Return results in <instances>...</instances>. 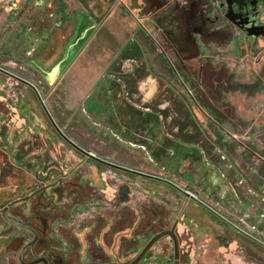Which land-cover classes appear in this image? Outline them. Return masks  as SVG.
<instances>
[{
    "label": "flooded vegetation",
    "instance_id": "1",
    "mask_svg": "<svg viewBox=\"0 0 264 264\" xmlns=\"http://www.w3.org/2000/svg\"><path fill=\"white\" fill-rule=\"evenodd\" d=\"M138 1L135 0V5ZM139 10V17L151 22L157 34V47L170 67L169 80L164 83L172 92L161 86V90L165 88L161 97L148 102L140 97L142 91L129 90L121 76L108 73L99 85L102 100H109V104L101 100L104 103L101 107L92 108L87 99L82 112L94 117L93 125L106 129L118 145L131 147L140 155L125 160L121 158L125 149L91 142L87 150L79 148L83 165L76 169L74 177H69L75 169L73 166L63 171L53 167L58 172L52 173L50 179H57V173L63 174V178L54 181L58 182L57 186L35 192L33 201L22 198L21 184L9 189L8 172L3 164L4 168L0 167V264H203L196 249L197 240L183 230L181 216L174 221L162 218L156 222L137 219L129 211L127 214L131 216H120L119 203L113 202L112 210L106 213L107 223L103 220V206L97 201L100 197L96 180L89 179L91 174L100 177L107 170L100 166L114 174L144 179L163 173L186 175L179 171L181 162L199 164L201 155L209 158L206 159L208 177L202 183L207 182L215 195L219 190L221 199L232 198L233 203L227 204L230 211L237 210V205L240 212L246 208L247 213L237 219L241 227L215 210L224 205L213 201L207 205L190 192L185 194L194 199L197 209L204 207L244 238L264 239V208L261 203L252 204L248 196L251 189L244 177L239 179L243 172L234 169L227 158L231 151L244 147L245 151H240L238 157L257 154L259 159H264V115L258 112L264 109V0H143ZM144 83L154 86L148 78ZM118 95L127 107L114 105ZM172 112L176 116L175 135L165 131V119L174 121ZM139 115L145 120H139ZM202 121L207 122L206 127L212 132L201 130ZM50 123L58 132L54 121L50 119ZM190 125L195 132H189ZM218 136L227 140L223 149L213 142L212 138ZM64 140L71 143L66 137ZM206 144L213 147L203 148ZM141 164L153 174L138 168ZM261 171L264 172V164ZM61 180L65 181L62 186ZM192 182L190 178L188 183ZM59 188L64 189L60 194L75 193L78 198L75 205L83 210L75 212L78 232L74 231L75 223L65 231L57 229L56 214L61 210L38 201L43 190L49 189L47 195H51V191ZM199 189H202L200 185ZM11 195L19 196L8 200ZM75 205L69 202L65 208L69 210L65 212L74 214ZM260 213H263L261 218ZM79 214H83L80 219ZM207 219L216 223L214 218ZM203 220L197 222L198 227L209 225L206 218ZM106 224L109 228L102 232Z\"/></svg>",
    "mask_w": 264,
    "mask_h": 264
},
{
    "label": "rangeland",
    "instance_id": "2",
    "mask_svg": "<svg viewBox=\"0 0 264 264\" xmlns=\"http://www.w3.org/2000/svg\"><path fill=\"white\" fill-rule=\"evenodd\" d=\"M23 9L24 6L20 0H0V167L4 164L7 168L5 172H8L9 189L13 190L12 187H18L21 184L22 198L33 201L35 192L42 191V188H50L51 185L57 186L58 182L54 183V181L63 178V174L57 173V179H50L52 173L58 172L54 171L53 167L63 171L62 169L73 166L75 169L69 177H74L76 169L83 165L80 159L82 152L79 148L87 150V144L91 146V142L95 141L108 144V146L114 144V147L119 149L123 147L113 141L114 138L106 129L93 125L94 117L82 112L85 100L89 97L78 96L67 86L65 78L68 64L61 67L56 80H51V73L59 60H51L56 50L48 48L34 50L24 47L22 43L24 36L22 32L20 34V26L26 23L27 17H23ZM147 25L153 30L151 22H147ZM160 84L172 92L164 82ZM164 89H160L159 96L162 95ZM97 93L98 89L92 92L89 104L90 99L96 97ZM46 111L49 113L46 114ZM173 113L171 115L174 121L169 119L164 121L165 131L170 135L176 134L173 132L176 128L174 124L176 116ZM50 119L62 133L59 130L56 132ZM138 119L145 120L141 115ZM157 120L160 121L159 118ZM206 124L207 122L201 123V130L206 133L212 132ZM188 129L189 132H195V128L191 125ZM158 135H161L160 131ZM64 137L68 138L71 143H65ZM202 147L209 150L213 146L206 144ZM216 147L224 148L219 145ZM123 149L125 151H121L122 159L126 160L136 154L140 155V152L134 151L131 147ZM138 155L137 158H139ZM142 159L145 161V156ZM206 159L209 158L201 155L199 164L189 165V160L181 162L179 171L186 175L174 176L173 173H163V176L156 174L154 178L146 179L124 173L114 174L109 168L100 166L107 170L100 177L91 174L89 179L96 180V186L99 188L100 198L97 201L103 206V220L109 223L106 220L109 218L106 213L112 210L113 202L119 203L120 216H129L130 214H127L129 211L134 213L137 219L146 218L150 219V222H156L157 219L162 218H170L174 221L181 216L183 230L188 231L190 237L197 240L196 249L203 264H264V239L255 241L244 238L233 226L221 223L217 220L218 217L204 207L197 209L193 202L194 199L185 194L188 191L196 200L207 205H211L212 201L224 205L218 209H215V205L211 207L233 224L241 227L237 219L247 213L246 208L241 209L242 213L240 206L237 205L239 210L231 209L230 211L227 204L233 203L232 198L221 199L219 190L215 195L207 182L202 183L203 178L205 177L206 180L208 177L206 176ZM71 160H73V165L70 164ZM240 163V157H237L233 166L238 168ZM124 166L129 167L127 164ZM138 168L153 174L151 171L144 170V164ZM190 178L194 181L191 184L188 183ZM259 178L263 182V187L255 186V191L251 189L248 196L252 204L261 203L264 208V177L259 176ZM239 179L243 180V175H240ZM60 182L62 186L65 181ZM48 190H43V196L37 200L41 205H54L61 210L56 214L58 218L54 226L65 231L75 223L74 231L78 232L79 223H77L75 214L83 210L75 205L78 201L75 193L62 195L60 191L64 189L59 188L51 191V195H47ZM16 196L19 195H11L8 200L17 199ZM69 202L75 205L72 215L65 212L69 210V208L65 209ZM262 214H259V218ZM81 215H78L79 219ZM71 216L73 220L70 221ZM204 218H206V224L209 225L198 227L197 222L199 220L204 222ZM207 218H214L216 223ZM104 227L102 232H107L109 224Z\"/></svg>",
    "mask_w": 264,
    "mask_h": 264
},
{
    "label": "crops",
    "instance_id": "3",
    "mask_svg": "<svg viewBox=\"0 0 264 264\" xmlns=\"http://www.w3.org/2000/svg\"><path fill=\"white\" fill-rule=\"evenodd\" d=\"M20 3L24 6L23 17H27L20 26L24 47L56 50L51 60H59L51 80H56L61 67L68 64L65 79L71 92L91 98L98 89L97 96L90 99L92 108L110 102L102 100L99 85L108 73L121 76L129 90L142 91L140 97L148 102L159 96L160 82L169 80L170 67L157 47V34L139 17L143 0L137 5L135 0H20ZM147 78L154 86L144 83ZM116 98L114 105L127 107L120 95ZM258 112L264 115V109ZM212 139L219 146L227 141L223 136ZM238 149L227 156L231 166L235 165L238 151H245L244 147ZM240 160L237 167L243 172L247 186L252 190L255 186L263 187L259 178L264 177L263 157L259 159L256 154Z\"/></svg>",
    "mask_w": 264,
    "mask_h": 264
},
{
    "label": "water",
    "instance_id": "4",
    "mask_svg": "<svg viewBox=\"0 0 264 264\" xmlns=\"http://www.w3.org/2000/svg\"><path fill=\"white\" fill-rule=\"evenodd\" d=\"M154 243V242H153Z\"/></svg>",
    "mask_w": 264,
    "mask_h": 264
}]
</instances>
